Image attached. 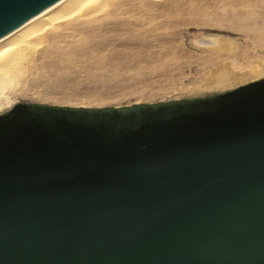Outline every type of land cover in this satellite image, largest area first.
Here are the masks:
<instances>
[{
    "label": "water",
    "instance_id": "water-1",
    "mask_svg": "<svg viewBox=\"0 0 264 264\" xmlns=\"http://www.w3.org/2000/svg\"><path fill=\"white\" fill-rule=\"evenodd\" d=\"M62 0H0V38ZM0 264H264V77L0 114Z\"/></svg>",
    "mask_w": 264,
    "mask_h": 264
},
{
    "label": "rangeland",
    "instance_id": "rangeland-1",
    "mask_svg": "<svg viewBox=\"0 0 264 264\" xmlns=\"http://www.w3.org/2000/svg\"><path fill=\"white\" fill-rule=\"evenodd\" d=\"M62 29L58 42L45 44L25 67L8 96L12 105L180 99L203 94L200 87L221 63L246 70L264 59V0H124ZM212 39L227 48L197 43Z\"/></svg>",
    "mask_w": 264,
    "mask_h": 264
},
{
    "label": "bare ground",
    "instance_id": "bare-ground-1",
    "mask_svg": "<svg viewBox=\"0 0 264 264\" xmlns=\"http://www.w3.org/2000/svg\"><path fill=\"white\" fill-rule=\"evenodd\" d=\"M123 1L62 0L0 38V114L12 106L8 96L16 89L25 67L36 61V53L45 44L47 46L58 42L55 39L62 36L60 33L62 28L74 23L89 22L101 12L121 6ZM201 42L212 47L227 48L226 44L216 39L197 41L198 44ZM263 77L264 59L246 70L236 69L231 62L221 63L200 89L201 93H204L205 89H208L207 91L223 89L237 82L248 79L253 81Z\"/></svg>",
    "mask_w": 264,
    "mask_h": 264
}]
</instances>
